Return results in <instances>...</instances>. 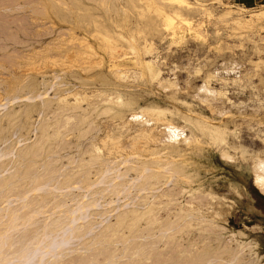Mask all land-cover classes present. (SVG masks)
<instances>
[{"label": "rangeland", "instance_id": "374dc122", "mask_svg": "<svg viewBox=\"0 0 264 264\" xmlns=\"http://www.w3.org/2000/svg\"><path fill=\"white\" fill-rule=\"evenodd\" d=\"M263 173L264 3L0 0L10 261L264 264Z\"/></svg>", "mask_w": 264, "mask_h": 264}, {"label": "bare ground", "instance_id": "6f19581e", "mask_svg": "<svg viewBox=\"0 0 264 264\" xmlns=\"http://www.w3.org/2000/svg\"><path fill=\"white\" fill-rule=\"evenodd\" d=\"M15 2H16V1H15ZM4 9H5V8H4ZM14 18H15V17H14ZM260 166H261V165H260ZM257 169H258V168H257ZM260 169H261V168H260ZM259 171H260V170H258V173H259ZM260 172H261V171H260ZM258 173H257V174H258ZM263 174H264V173H263ZM263 174H262V175H263ZM260 175H261V173H260ZM258 176H259V175H258ZM261 177H262V176H261ZM256 178H257V179L255 180V182H256L255 184H256V186H257V185L259 184V183H258V180L260 179V177H259V178L256 177ZM262 181H263V179H262L261 181H259V182H262ZM263 182H264V181H263ZM263 182H262L261 184H263ZM263 186H264V185H262V187H263ZM259 187H260V185H258V188H259ZM263 189H264V188H263ZM260 190H261V187H260ZM30 192H31V191H30ZM72 216H73V215H72ZM0 218H1V216H0ZM29 218H30V216H29ZM11 219H12V218H11ZM13 219H14V221H12V222H13V223H11L12 225L15 224L14 222H15V220H16L15 218H13ZM71 220H72V218H71ZM71 220H70V221H71ZM72 221H73V220H72ZM72 221H71V222H72ZM0 223H1V222H0ZM9 225H10V224H9ZM12 225H10V226H12ZM12 227H15V225L12 226ZM9 228H10V227H9ZM9 228L7 227L6 230H7V229L9 230ZM69 228H70V227H69ZM2 229L4 230V228H1V227H0V264H9V263H12V264L15 263V264H17V263L15 262V260H14V259H16V257L14 258L13 256H15V255L18 256V254L12 255V253H11V255H12L11 257H13L12 260H14V261H10V260L8 259L9 257L6 258L5 254H4V252H3L5 249L2 250L3 247H4V243H5L4 241H2V240H4V236H5V234H3V233H4V231H6V230L2 231ZM71 229H72V228H71ZM9 231H11V230H9ZM12 231H13V230H12ZM67 231H68V229H67ZM63 232H64V231H63ZM9 233H10V232H9ZM70 233H71V232H70ZM65 234H66V233H65ZM65 234H64V235H65ZM8 236H9V235H8ZM53 238H54V237H53ZM62 238H63V237H62ZM54 240H55V239L52 240L51 244L48 243L47 246H45V247L37 248V247H38V245H37V247H34V249H31V252L29 251L30 253H27V254L25 253V254H26V257H24L25 260L22 259V260H24V262H22V263H23V264H28L29 259H30V258L33 259V258L35 257L34 254L37 253L38 251L41 253V256H42V258H43V257H44V256H43L44 254H46L47 252L49 253L50 250L52 251V249L55 248L54 246L59 245V246H56V249H55V250H57V248L60 247V246L62 245L61 242H62L63 240H61V241H59V242H56L57 240H55V241H54ZM39 242H40V241H39ZM41 242H42V241H41ZM53 242H54V243H53ZM60 244H61V245H60ZM64 244H65V243H64ZM45 245H46V244H45ZM40 246H41V245H40ZM40 246H39V247H40ZM43 246H44V245H43ZM63 246H64V245H63ZM10 247H11V246H10ZM53 247H54V248H53ZM8 248H9V247H8ZM29 248H30V247H29ZM62 248H63V247H62ZM23 250H24V249H23ZM55 250H53V251H55ZM6 251H9V250H6ZM51 251H50V252H51ZM13 252H14V251H13ZM14 253H15V252H14ZM6 255H7V254H6ZM27 255H28V256H27ZM8 256H9V255H8ZM24 256H25V255H24ZM18 257H19V256H18ZM18 257H17V260H18ZM21 257H23V256H21ZM10 259H11V258H10ZM39 259L41 260L40 255H39ZM17 260H16V261H17ZM22 260H21V261H22ZM37 260H38V259H37ZM18 261H19V260H18ZM21 261H20V262H21ZM38 261H39V260H38ZM38 261H36V263H37ZM20 262H18V264H20ZM39 262H40V261H39ZM39 262H38V263H39ZM22 263H21V264H22ZM34 263H35V262H34ZM36 263H35V264H36ZM38 263H37V264H38ZM41 263H42V261H41ZM44 263H45V262H44Z\"/></svg>", "mask_w": 264, "mask_h": 264}, {"label": "trees", "instance_id": "16d2710c", "mask_svg": "<svg viewBox=\"0 0 264 264\" xmlns=\"http://www.w3.org/2000/svg\"><path fill=\"white\" fill-rule=\"evenodd\" d=\"M254 189H255V188H254ZM254 195H255V197H256L257 199H260V200L264 201V195H263V194H261V193H259L258 191H256V192L254 193Z\"/></svg>", "mask_w": 264, "mask_h": 264}, {"label": "clouds", "instance_id": "9594fccd", "mask_svg": "<svg viewBox=\"0 0 264 264\" xmlns=\"http://www.w3.org/2000/svg\"><path fill=\"white\" fill-rule=\"evenodd\" d=\"M34 255H35V256H39V255H41V253L38 251V252L35 253ZM28 264H34V260L30 258Z\"/></svg>", "mask_w": 264, "mask_h": 264}, {"label": "crops", "instance_id": "0c3cea01", "mask_svg": "<svg viewBox=\"0 0 264 264\" xmlns=\"http://www.w3.org/2000/svg\"><path fill=\"white\" fill-rule=\"evenodd\" d=\"M246 1L251 2V3L260 2V4L264 3V0H246Z\"/></svg>", "mask_w": 264, "mask_h": 264}]
</instances>
